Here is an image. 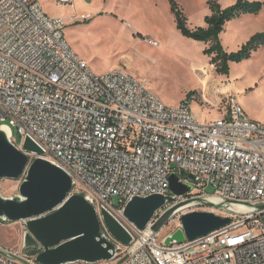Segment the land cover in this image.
<instances>
[{
	"label": "built area",
	"instance_id": "1",
	"mask_svg": "<svg viewBox=\"0 0 264 264\" xmlns=\"http://www.w3.org/2000/svg\"><path fill=\"white\" fill-rule=\"evenodd\" d=\"M58 1L75 10L74 0ZM65 27L39 0H0V128L11 141L24 151L26 139L33 140L44 155L28 154L30 161L42 157L63 169L74 184L71 195L87 197L99 213L104 207L125 219L132 198L173 195L174 173L193 186L178 203L201 198L195 206L208 208L212 197L225 205L221 216L232 218L205 237L169 247L168 235L149 234L156 220L144 231L126 221L133 243L110 237L117 257L102 263L264 264V125L234 96L225 118L203 124L190 101L168 106L124 71L97 76L72 50ZM36 258L0 245V264H39Z\"/></svg>",
	"mask_w": 264,
	"mask_h": 264
},
{
	"label": "rangeland",
	"instance_id": "2",
	"mask_svg": "<svg viewBox=\"0 0 264 264\" xmlns=\"http://www.w3.org/2000/svg\"><path fill=\"white\" fill-rule=\"evenodd\" d=\"M39 1L48 16L65 21L67 42L87 62L93 74L102 76L114 70L124 71L145 83L168 106H179L192 94L189 100L192 111L203 124L225 118L229 97L234 96L250 119L264 125V46L251 59L234 64L230 77H223L216 74L210 59L203 54L208 45L185 38L177 30L169 0H74L75 10L58 0ZM175 1L186 14L191 29L204 25L209 13L206 0ZM236 1L219 0L224 8ZM249 1L264 3V0ZM76 15L90 17L72 22L71 18ZM226 27L224 46L234 51L250 35L249 40L264 32V8L258 15H244ZM21 182L22 179L2 180L0 194L8 199L17 197ZM207 193L211 195L214 190L210 188ZM118 203V198H113L115 207ZM189 205L183 204L178 210L187 207L177 210L167 220L160 237L181 229V217L186 213L223 214L218 209ZM119 220L127 226L125 219ZM25 232L24 222L0 220V245L27 252Z\"/></svg>",
	"mask_w": 264,
	"mask_h": 264
},
{
	"label": "water",
	"instance_id": "3",
	"mask_svg": "<svg viewBox=\"0 0 264 264\" xmlns=\"http://www.w3.org/2000/svg\"><path fill=\"white\" fill-rule=\"evenodd\" d=\"M28 154L43 156L44 151L30 138L26 139L24 151H21L8 132L0 128V184L2 180L22 179L17 197L8 199L0 194V220L25 223L24 249L37 250L39 264L110 262L117 257L118 249L113 241L125 247L133 243L134 237L128 227L106 208L102 207L99 213L87 197L71 195L74 184L63 169L42 157L31 162ZM189 179L195 182L194 176ZM170 189L173 194L170 196L132 198L124 208L125 220L144 231L162 212L149 233L159 234L183 204L202 201L195 198L178 203L180 196L193 191V186L182 184L174 173L170 176ZM205 204L215 209L225 206ZM231 222V217L215 212L186 213L181 217L182 228L168 235L164 244L169 247L192 242Z\"/></svg>",
	"mask_w": 264,
	"mask_h": 264
},
{
	"label": "trees",
	"instance_id": "4",
	"mask_svg": "<svg viewBox=\"0 0 264 264\" xmlns=\"http://www.w3.org/2000/svg\"><path fill=\"white\" fill-rule=\"evenodd\" d=\"M206 1L209 15L204 19V27L191 29L186 14L175 0H169L170 12L175 20L177 30L185 38L208 45L203 54L210 59V65L214 66L216 74L228 77L231 72V64H239L251 59L253 54L264 46V32L255 34L240 50L232 53L225 50L221 42V35L229 22L244 15H258L263 10L264 3L237 0L233 5L224 8L219 0ZM191 98L192 94L186 100L189 101ZM27 252L32 255L38 254L37 250H28Z\"/></svg>",
	"mask_w": 264,
	"mask_h": 264
},
{
	"label": "crops",
	"instance_id": "5",
	"mask_svg": "<svg viewBox=\"0 0 264 264\" xmlns=\"http://www.w3.org/2000/svg\"><path fill=\"white\" fill-rule=\"evenodd\" d=\"M208 15H209V13H208ZM246 18V17H245ZM236 20H238V19H235V20H233V21H236ZM241 20H243V19H241ZM205 26V23H204V25L202 26V27H204ZM227 27H225V31L222 33V35H221V42H222V44H223V46H224V40H223V35H224V33L226 32V31H228L227 29H226ZM251 36V35H250ZM249 36V37H250ZM249 37L245 40V42H243V43H240V45H238L236 48H235V50L233 51V50H231V51H228V49L226 48V46H224V48H225V50L227 51V52H229V53H232V52H236V51H238V50H240L241 49V47L249 40ZM234 64H231V72H230V75L228 76V77H230L231 75H232V66H233ZM212 67H214V66H212ZM215 69V68H214ZM219 76V75H218ZM223 77H227V76H223Z\"/></svg>",
	"mask_w": 264,
	"mask_h": 264
},
{
	"label": "bare ground",
	"instance_id": "6",
	"mask_svg": "<svg viewBox=\"0 0 264 264\" xmlns=\"http://www.w3.org/2000/svg\"><path fill=\"white\" fill-rule=\"evenodd\" d=\"M3 130L7 131L6 128H3ZM209 201H210L211 203H213V204H216V203H217V201H216L214 198H212V197L209 198ZM195 203H196V202H190V203H188V205H189V204H190V205H191V204H192V205H195ZM190 205H189V206H190ZM189 206H188V207H189ZM186 207H187V206H186ZM186 207L181 208L180 210H178V212L184 210ZM229 208L232 209V210H234L235 208H239V209H247V207H244V206H242V205H232V206H229Z\"/></svg>",
	"mask_w": 264,
	"mask_h": 264
}]
</instances>
